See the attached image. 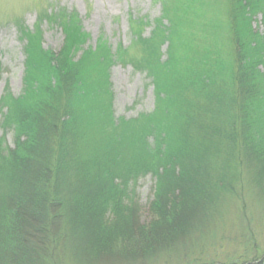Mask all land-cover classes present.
<instances>
[{
  "label": "trees",
  "instance_id": "16d2710c",
  "mask_svg": "<svg viewBox=\"0 0 264 264\" xmlns=\"http://www.w3.org/2000/svg\"><path fill=\"white\" fill-rule=\"evenodd\" d=\"M151 2L159 16L129 14V46L115 49L103 36L88 45L65 8L39 10L32 30L14 23L24 74L20 95L0 99L11 133L0 137V264H215L191 258L201 245L188 238L203 236L241 163L264 165V0ZM42 23L61 31L57 53L42 47ZM117 64L150 81L152 111L114 118ZM147 176L153 219L134 230L127 213Z\"/></svg>",
  "mask_w": 264,
  "mask_h": 264
},
{
  "label": "rangeland",
  "instance_id": "374dc122",
  "mask_svg": "<svg viewBox=\"0 0 264 264\" xmlns=\"http://www.w3.org/2000/svg\"><path fill=\"white\" fill-rule=\"evenodd\" d=\"M51 7L65 8L78 14L83 31L90 36L88 45L94 46L97 39L103 36L113 49L120 44L129 46V14L149 20L159 16V5L154 6L151 0H0V99L5 91L18 97L23 89L24 43L14 23L21 21L24 28L32 30L38 23L37 12ZM253 20V27L261 33V15L256 14ZM40 30L42 47L57 53L63 42L61 31L44 23L40 25ZM143 34L147 37L148 29ZM260 71L264 74L263 66ZM109 82L115 119L130 120L153 110L155 97L150 81L135 73L129 65H113L109 70ZM1 136H5L6 142L11 144V133L3 131L0 126ZM239 167L242 179L233 182L226 192L229 197L221 199L218 207L213 208L217 211L215 219L201 225L203 236L196 233L188 238L195 240L199 247L201 245L195 252H187L191 258L203 255L205 258L202 259L215 264H223L238 256L249 259L256 256L257 261L253 264L264 261V165L246 161ZM250 170L254 172L247 175ZM154 183L155 179L147 176L135 185L137 204L127 213L134 230L146 227L153 219L148 203L152 200ZM214 210L210 213L214 214ZM194 223L197 225L196 221ZM183 253L180 252L176 258H185ZM96 264L123 263L102 258ZM151 264L161 263L155 261Z\"/></svg>",
  "mask_w": 264,
  "mask_h": 264
}]
</instances>
